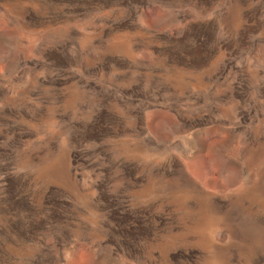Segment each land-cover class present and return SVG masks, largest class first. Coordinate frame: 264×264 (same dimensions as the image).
Masks as SVG:
<instances>
[{"label": "rangeland", "instance_id": "obj_1", "mask_svg": "<svg viewBox=\"0 0 264 264\" xmlns=\"http://www.w3.org/2000/svg\"><path fill=\"white\" fill-rule=\"evenodd\" d=\"M0 264H264V0H0Z\"/></svg>", "mask_w": 264, "mask_h": 264}]
</instances>
